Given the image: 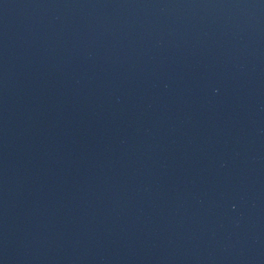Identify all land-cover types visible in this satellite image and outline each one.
<instances>
[{
  "label": "water",
  "instance_id": "95a60500",
  "mask_svg": "<svg viewBox=\"0 0 264 264\" xmlns=\"http://www.w3.org/2000/svg\"><path fill=\"white\" fill-rule=\"evenodd\" d=\"M0 264H264V0H0Z\"/></svg>",
  "mask_w": 264,
  "mask_h": 264
}]
</instances>
